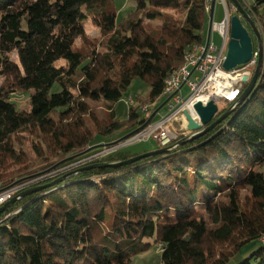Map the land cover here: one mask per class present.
<instances>
[{
	"label": "trees",
	"instance_id": "16d2710c",
	"mask_svg": "<svg viewBox=\"0 0 264 264\" xmlns=\"http://www.w3.org/2000/svg\"><path fill=\"white\" fill-rule=\"evenodd\" d=\"M134 1L117 21L113 0H0V189L143 124L138 107L120 120L114 104L138 78L158 106L167 77L204 44L210 0ZM238 1L264 44V0ZM87 17L99 38L86 36ZM16 90H32L28 109L10 100ZM88 100L104 101L109 118L94 117ZM224 101L213 120L232 104ZM142 152L122 147L64 169L72 159L19 188L0 211V264H130L155 244L160 264H227L246 251L235 264H264V63L248 101L205 134L20 196Z\"/></svg>",
	"mask_w": 264,
	"mask_h": 264
},
{
	"label": "built area",
	"instance_id": "2783aa9c",
	"mask_svg": "<svg viewBox=\"0 0 264 264\" xmlns=\"http://www.w3.org/2000/svg\"><path fill=\"white\" fill-rule=\"evenodd\" d=\"M206 10H209V6L206 7ZM229 25V14L225 8V14L218 22L214 23L213 27L222 37L220 47L217 48L209 40L206 49L203 44L184 56L181 66L165 80L162 93L164 99L168 98L164 104L165 113L158 120L151 122L136 133L127 141L128 143L153 138L159 147L171 145L180 136L184 137L188 134L186 120L182 113L184 109L190 111L197 100L204 103L211 98L214 101L221 100L220 98L231 101L238 97L244 82H246L242 80V77L251 76V68L256 65L257 54L255 52L252 60L245 65L230 71L223 69L222 62L229 36ZM184 85L188 88L186 96H182L180 93ZM125 102L131 105L133 97H127ZM149 107L144 106L141 110L148 111ZM16 190L17 188L10 189L9 187L0 191V207L12 197ZM159 246L161 245L159 244Z\"/></svg>",
	"mask_w": 264,
	"mask_h": 264
},
{
	"label": "water",
	"instance_id": "95a60500",
	"mask_svg": "<svg viewBox=\"0 0 264 264\" xmlns=\"http://www.w3.org/2000/svg\"><path fill=\"white\" fill-rule=\"evenodd\" d=\"M232 5L237 9L238 14H232L229 18V36L226 44V51L225 56L222 62V67L224 70L230 71L235 69L236 67L242 66L250 62L253 58L254 53L257 54V61L255 68L253 70V73L250 77L243 76L242 80L247 81V85L244 88V90L241 92V94L235 99V103L230 105L220 116H218L216 119L213 120L214 116L218 113V106L216 104L217 101H214L212 98L208 99L204 103L201 100H197L193 106L192 110L194 111V115L191 114L190 111L187 109H184L182 111L185 120H186V129L188 131V134L184 136L185 139H180L177 143L173 145L158 147L152 150H148L139 154H136L128 159L115 161V162H102V163H96L91 164L88 166H83L79 168L76 171H72L68 174H65L63 177L54 180L50 183H47L42 186H38L35 188H32L28 192L22 193L20 196L34 192L37 190L44 189L46 187H49L51 185H54L61 180H63L65 177H67L70 174L77 173L81 171L84 168H92V167H104V166H120L129 164L131 162L137 161L141 158L157 155L161 153L168 152L173 147H176L181 144V142H190L194 138L205 134L206 132L212 130L218 123L222 122L224 119H226L234 110L235 108L240 105L241 103H245L248 101V99L252 96L254 91L257 88V84L259 82L260 73L262 70V66L264 63V44H263V38L256 27L255 23L251 19V17L248 15V13L245 11V9L241 6V4L238 2V0H230ZM216 0H211L210 2V9L208 13V23H207V31H206V37L204 42V49H206L209 40H210V34L213 24V14H214V6H215ZM243 21L246 22L247 27L243 24ZM253 33L256 44H254L253 36L250 33V30ZM203 55V53H202ZM183 85V84H182ZM181 85V86H182ZM168 98H166L163 102H161L147 117L146 121L138 126L136 129L131 130L130 132L124 134L121 138L111 142V145L123 146L124 144H129L127 141L131 139L136 133H138L141 129H143L147 124H149L154 117V115L158 112V110L164 105V103L167 101ZM102 144H95L91 145L87 149L83 150L82 152L74 155L67 156L66 158L60 160L58 163L53 165V167H57L63 162L72 160L76 157H79L80 155L89 152L90 150L94 149L96 146H102ZM51 168H48L45 171H42L38 173V175L44 174L47 171H49ZM26 178H23L21 180H18L14 184L24 180ZM11 187V186H9ZM7 187V188H9ZM5 188V189H7ZM4 189H0L2 191ZM19 197H13L7 202H5L1 207L0 211H2L5 207H7L11 202L16 200Z\"/></svg>",
	"mask_w": 264,
	"mask_h": 264
},
{
	"label": "rangeland",
	"instance_id": "374dc122",
	"mask_svg": "<svg viewBox=\"0 0 264 264\" xmlns=\"http://www.w3.org/2000/svg\"><path fill=\"white\" fill-rule=\"evenodd\" d=\"M210 2H211V0H210ZM242 2L245 5H249L253 2V0H242ZM134 4H135L134 0H113V2L107 6V9L114 10L116 12L117 21H120L122 18L126 17L127 14H129L134 9ZM225 8L227 10V13L229 14V18L232 14H235L236 12H237L236 14H238L237 9L232 5L230 0L228 2L226 0H216L215 6H214V17H217V14L219 13V11H222V14L224 15L225 14ZM209 9H210V6H209ZM165 12L166 13H172L174 15L179 14V11H177L175 9H167V10H165ZM160 22H161L160 19H156V20L152 21L153 24H159ZM83 27H84V31H85L86 36H88L90 38H99L98 28H97V26L92 24L89 17H87L83 21ZM213 27H214V24L212 25V29H211L210 40L214 46L219 48L221 45V42H222V37L218 34V32ZM258 30H259V28H258ZM250 33L253 36V40L256 44V39H255L253 33L251 32V30H250ZM82 45L83 44L81 43V40L76 39L75 43L73 45V49L82 48ZM225 51H226V48H225ZM11 58L13 60H16V56L14 53L11 54ZM55 64L58 66L59 65H65L66 61L64 59H60V60H57ZM3 81H4V77H2L0 75V85L3 84ZM246 82H244V84ZM59 90H60V87L58 86V84H54L51 88V92H58ZM30 91H32V90H30ZM30 91L22 92L20 90H16L13 94L10 95V100L16 104L17 108L28 109L29 108L28 100H29ZM147 92H148V86L142 80H140L138 78L134 79L130 83V85L127 87L125 92L123 93L121 99L114 104V110L116 113V118H118L120 120H124L125 118H127V112H128L129 106L138 107L140 110L144 106H150V108L148 110H150V109L152 110V108L155 107L154 102L145 100L146 96H147ZM180 93L182 96H186V94L188 93V88L186 87V85H184L181 88ZM129 96L134 98L133 103L131 105H128L125 102V99ZM165 99H163L162 102ZM220 99L221 100H218L216 102L219 109L227 104L226 101L222 100V98H220ZM140 100H143V102H141ZM88 103L90 104V106L94 110V113H93L94 117L98 118L99 120H104V119L107 120L109 118V110L106 107V104L104 101H102V100H95V101L88 100ZM231 103L234 104L235 99L231 100ZM148 112L149 111H145L144 114H146ZM158 115H156L155 118H157ZM161 115L159 116V118L161 117ZM151 122H154V121H151ZM149 124H147V125H149ZM175 124H178V122H175ZM121 131L122 130H119V131H117L113 134H109L107 136H101V135L98 136V139L100 140V142L97 144L104 143L102 146H96L94 149H92L88 152V155H87V153H84V154L80 155L79 157L74 158L75 161L69 163L68 165H65L64 169L74 167V166H76L82 162H85L86 160H89L91 158H95L97 156L105 155L107 153H110V152H112L116 149L122 148V147H124L125 149H127L129 151H141V150L145 149V143L148 140L124 144L123 146H120L119 148H118V146L111 145L110 144L111 142L121 138L124 134H126V133H124V134L121 133ZM149 140H152L153 142H155V140L153 138H151ZM28 142H29L28 138L25 136L24 139L22 140L23 146L28 148V145H29ZM97 149H99L97 152L92 153V151L97 150ZM30 151L31 150L29 147L28 153ZM80 152H82V151H79V152L74 153V154H78ZM74 154H72V155H74ZM29 155L32 156L33 153L31 152V153H29ZM85 155H87V156H85ZM42 175H44V174L38 175V173H34V174L32 173L30 176H27V175L25 177L23 176V178H26V179L22 180L24 182H22V183L20 182V184H18V183L14 184L13 183V184H11L10 189H16L17 188V190H18L19 188L26 186L27 184H29L31 182L36 181V179H38L39 176H42ZM23 178H21V179H23ZM10 199H8V200H10ZM248 253H249V251H246L245 253L237 256L236 258L231 259L227 264H235L237 261L242 259ZM160 258H161L160 246H159V244H155L148 251H145L143 253H140L138 255L133 256L131 258L130 264H160L161 263Z\"/></svg>",
	"mask_w": 264,
	"mask_h": 264
},
{
	"label": "crops",
	"instance_id": "0c3cea01",
	"mask_svg": "<svg viewBox=\"0 0 264 264\" xmlns=\"http://www.w3.org/2000/svg\"><path fill=\"white\" fill-rule=\"evenodd\" d=\"M222 16H223V14H222V11H219V13L217 14V17H214V14H213V24L214 23H216V22H218L221 18H222ZM212 24V25H213ZM211 37V36H210ZM134 99V98H133ZM157 107V106H156ZM155 107V108H156ZM150 108V107H149ZM154 108V109H155ZM153 109V110H154ZM152 110V111H153ZM149 112L148 113H146V115H150L151 114V109L150 110H148ZM165 111H166V108H165V106L163 105L159 110H158V112L154 115V116H156V115H158V117L155 119V121L159 118V116L162 114H164L165 113ZM156 148V142H153L152 140H149L148 139V141L145 143V149H143V150H141V151H146V150H152V149H155Z\"/></svg>",
	"mask_w": 264,
	"mask_h": 264
},
{
	"label": "bare ground",
	"instance_id": "6f19581e",
	"mask_svg": "<svg viewBox=\"0 0 264 264\" xmlns=\"http://www.w3.org/2000/svg\"><path fill=\"white\" fill-rule=\"evenodd\" d=\"M190 112H191V114L192 115H194L195 113H194V111L192 110V108H190ZM179 141V139H177L176 141H174L171 145H173V144H175V143H177Z\"/></svg>",
	"mask_w": 264,
	"mask_h": 264
},
{
	"label": "flooded vegetation",
	"instance_id": "af4514ba",
	"mask_svg": "<svg viewBox=\"0 0 264 264\" xmlns=\"http://www.w3.org/2000/svg\"><path fill=\"white\" fill-rule=\"evenodd\" d=\"M243 24L247 27V25L245 23H243Z\"/></svg>",
	"mask_w": 264,
	"mask_h": 264
}]
</instances>
